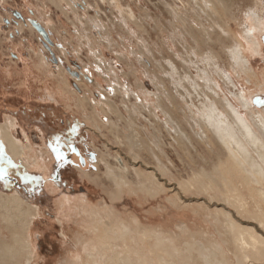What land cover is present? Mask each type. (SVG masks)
I'll return each instance as SVG.
<instances>
[{
	"label": "rangeland",
	"instance_id": "rangeland-1",
	"mask_svg": "<svg viewBox=\"0 0 264 264\" xmlns=\"http://www.w3.org/2000/svg\"><path fill=\"white\" fill-rule=\"evenodd\" d=\"M189 3L188 0H0V124L5 116H16L17 123L12 133L21 139L22 133H27L28 141L35 149L34 154H42L45 158L43 165L49 168L42 175L38 170L27 168L24 161L8 160L0 154V189L7 192L16 190L27 201L42 207L52 225L50 229L45 228L44 236L40 234L36 250L41 257L49 258V264H64L66 253L72 248L70 245L67 250H59L61 227L55 216L65 215L61 209H56L57 199L62 195L71 199L83 197L95 207L106 202L117 216L127 220L130 216L136 217L140 227L170 232L172 246L180 252L181 264H205L198 257L199 248L194 242H201L209 250L211 258H218L220 254L213 241L222 247L225 264H247L236 260L240 249L233 240V233L225 225L223 214L226 211L230 214L237 230L243 225L250 227L252 224H244L243 220L257 223L264 215L259 212L261 209L264 211V201L258 198V185L248 186L239 174L229 170L225 152L217 146L209 131L206 132V143L216 144L213 151L200 143H197V151L179 149L172 143L174 134L166 132L160 123L164 115L154 107L156 99L153 96L146 100L156 110V119L161 120L158 124L144 111L140 115L139 112L122 110L121 117L108 114V119L116 127L112 129L100 126L96 115L95 120L91 119L88 105L83 110L72 106L71 111L65 104H57L53 98L42 94L26 102L22 99L27 82L32 83L35 79L41 93L45 92V87L54 91L74 89L78 95L84 96L85 93L87 99L95 101L103 97L106 90L111 93L115 87L122 91L130 89L147 105L139 90L142 86L160 96L172 120L193 138L192 135L198 133L206 121L202 110L210 105L196 97L205 90L204 77L217 80L221 89L216 88L219 94L222 96L224 93L238 109L242 110L235 98L240 92L251 91L252 108L263 110L264 26L254 30L260 49L248 54L250 67L258 80L254 78L248 83L245 75L233 73L234 83H230L216 73L231 72L228 52L236 39L245 43L243 34L248 25L247 13L254 12L264 18V0H222L224 6L217 7L219 14L215 18L201 17L200 22L205 26L203 31L198 29L199 20L188 9L185 10ZM174 8L181 12V18L173 17ZM34 24L47 32L48 40ZM214 24L224 31L220 32ZM15 48H20L22 58L31 62H37L42 56L51 67L54 78L46 81L43 75L50 73L32 65L29 79ZM94 79L100 85H95ZM77 80L84 81L89 90L77 85ZM196 87L197 91L194 90ZM21 88L22 91L19 90ZM176 93L186 97L192 95L194 114L187 113L186 109L185 113L178 110L177 105L182 107L183 102L179 101ZM77 94L73 96L78 98ZM123 95L124 99L121 94L110 98L121 109L122 103L131 108L134 96L129 94V100H126V94ZM34 103L39 106L35 108ZM34 108L36 112L30 116ZM51 108H58L60 113L49 119L46 112ZM97 112L101 119H106L99 107ZM85 117H89L88 120ZM151 124L157 128L156 133L152 132ZM116 136H120L121 141ZM156 136L161 137L164 143L162 155L149 146V141ZM137 142L140 146L138 161L132 164L128 161L132 157L128 145L136 150ZM104 146L108 148L107 153ZM1 148L4 152L2 142L0 151ZM153 153L160 158L162 169H152L156 166ZM116 154L127 163L128 187L136 192L124 190L117 196L118 189L107 176L103 164L106 160L116 168ZM100 158L104 160L100 161ZM149 172L153 173L156 183L162 182V188L156 194L138 190L141 188L139 182L145 185L148 181L146 175ZM3 174L15 177L21 186L12 180L5 181L1 177ZM45 184L54 185L55 190L47 195ZM233 188L235 190L231 191ZM36 222L31 228L37 235L44 228L42 225L37 229L40 223ZM71 223L72 228H78L75 221ZM182 225H186L188 230L181 233L178 226ZM254 230L257 231L255 227ZM192 242L194 246L188 251L187 244ZM257 254L250 260L252 264H264V246ZM32 260V264H41L39 258ZM25 264H30V261Z\"/></svg>",
	"mask_w": 264,
	"mask_h": 264
},
{
	"label": "bare ground",
	"instance_id": "bare-ground-1",
	"mask_svg": "<svg viewBox=\"0 0 264 264\" xmlns=\"http://www.w3.org/2000/svg\"><path fill=\"white\" fill-rule=\"evenodd\" d=\"M188 1L190 3L187 4L185 10L188 9V11H190V13L199 20L200 25L198 24V29H200L201 31L205 29L204 24L201 23L202 21L200 22V20L202 19L201 17L205 16L207 18L211 17V19L213 17L215 18L219 14V9L217 7L224 6V2L222 3V0ZM185 5L186 4H184V6ZM173 11L174 12H172V14L174 18L177 19L182 17V14L178 9H175ZM246 15L248 25L246 26L243 34L245 43L241 40L236 39L237 41L232 45V48L228 52V56L230 59L229 65L231 67L232 73L225 71L216 73L222 80H227L230 83H234L232 78L233 73L237 74L238 76H240L241 74L245 75L246 81L248 83H250L254 78L258 80V77L255 76L256 74L250 67L248 54L257 52L260 49V42L257 41L254 30H260L261 28H263L264 18L254 12L247 13ZM219 16L221 17V15ZM216 27L219 28L218 30H220V32L224 31L223 28H221L219 25H217ZM214 29L212 31H214ZM15 50L18 53L20 59L19 61L25 67V70L23 71L28 73L29 71H33L32 65L36 67L40 66V68H42L43 70L45 69L50 73L49 75H43L44 78H46V81H50V79L54 78V76L52 75L53 73L50 72L51 67H49L44 62V58L42 56L37 59V62H35L34 60L31 62L29 61V59L22 58L23 53L21 52L20 48H15ZM31 75L32 74L28 73L26 76L30 79ZM34 80L32 83L28 81L23 91L21 90L23 92L22 99L31 100L34 99L35 96H41L42 94V96L44 95V97L53 98L54 101L57 102V104H65L71 109V111L72 106L79 107L83 110L88 105V107L90 108L89 114L91 119L95 120L94 116L96 115L98 121L100 122V126L109 127L110 129L114 128L115 125L111 119H108V114L114 113L117 117H121L122 110L129 113L139 112L140 115L141 112L144 111L149 116H152V118H154L156 120V123L158 124V122H160L161 120L159 119L157 121L156 110L151 107L149 102L146 100L149 99V97L153 96L156 99L154 107L160 110L164 115L163 121L160 122L161 125L166 132L173 133L175 136V139L172 138L173 144H177L179 149H191L193 151H197V143L202 144L204 147L211 151L214 150V146L216 144L217 146L219 145L218 147L221 148V150L226 154L227 161L229 162V170H233L237 174H239L242 180L248 186H250L249 184L258 185V194H256L259 196L258 198H260V200L264 201V108L263 110L252 108L251 101L253 99V92H240L238 97L235 98L239 103L240 108L243 110V112H241L242 110L238 109L224 93H222V96L219 94L217 89H221L217 80L215 81L214 79L204 77L202 80L205 84V90L201 92V96L197 95L196 97L209 102L210 105L208 108L202 110L203 116L206 121L202 123V126H200L201 130L198 133H194L192 135L194 136L193 138L185 132L181 131L176 122L172 120L166 107L162 105L160 96L154 93H150L148 90L143 89L142 86H140L139 90L144 97V101L147 102V105L142 102V99L137 93L134 94L133 91H130V89H125L122 91L120 90V87V89L112 87L111 93L108 90H104L106 93L103 94V97H99L94 101L90 98L87 99L88 95H86L85 93H82L84 96L78 95L74 89H71L70 91H63L59 88L58 90L54 91L55 89L48 90L47 87H45V92L41 93V91H38V84L36 85V81ZM95 81V85H100L98 80ZM76 84L80 86L83 85L84 88H87V90H89L88 85L86 86L84 81L77 80ZM259 86L261 88V84ZM262 86L264 87V83H262ZM194 90L197 91L198 88L196 87ZM74 93L78 95V98L73 96ZM118 94H121L122 99H124L123 94H126V100H129V94H131V96H134V103H131V108L122 103L123 109H121L114 103V101L110 97H113L114 99V97H117ZM176 97H179V101L183 102L182 107L177 105V108L180 112L185 113L184 110L186 109L188 111L187 113L194 114L192 110V107H194V105L192 103L191 94H188L186 97V95L184 94L182 95L180 93H176ZM72 100L74 102H72ZM33 105L35 106V108L36 106H39L38 103H34ZM97 107H99L103 114L106 116V121L99 117ZM35 108L34 110H31L32 113H30V116H32L33 113L36 112ZM58 111V108H51L50 110H47V118L49 117L50 119L51 116L59 115L60 112ZM216 113H218V115L216 116V118H214L213 116ZM86 114L87 112L85 113V115ZM70 118L74 117L71 116ZM88 118L89 117H87L86 119L88 120ZM165 119L166 121L164 122ZM16 120V116L7 115L5 116L4 121L0 124V142H2L3 148L5 149L6 153L9 154L14 160H18L21 158L25 160L28 168L38 170L42 172V175L43 173L45 174V171H49V168L46 165H43L44 163L42 161L45 158H43L42 154H34L35 149L32 148L28 139L24 141L19 140L18 138H16L14 133H12V129L17 123ZM199 120H201V118H199ZM194 124L197 125L196 123ZM151 125L153 129L152 132L156 133L157 128H155L153 124ZM207 131H209L212 134L213 138L216 140V144H213L214 146L206 143ZM117 136L116 138L118 139V141H121V139L119 140L120 136L119 138ZM149 142L150 148H152L153 150L155 148L161 155L162 153H164V143L161 137L156 136L154 140ZM135 145L137 146L136 150L133 149L134 146H131V144L128 145V151L132 156L130 159H128V161L132 164L137 163L138 161V142L137 144L135 143ZM104 147L106 150L105 153H107L108 148L106 146ZM153 158L156 166H154L155 168L153 167L152 169L154 171H156L157 169H162L163 166L160 158L156 156L155 153H153ZM101 160L103 161L104 159L100 158V161ZM114 160L116 162V168L114 166V168H112V165L109 164L106 160L103 161V164L106 169L107 176L112 179V182L118 189L116 191L117 196L123 194L124 190H127L128 192H136V190L128 187V179L126 178L128 172L127 163H125L121 156L117 154L115 155ZM218 162L220 163L221 161L218 160ZM223 162L226 164L225 160ZM223 162L221 164H223ZM10 172L11 171L7 169V173ZM117 172H119V174H117ZM151 173L149 172L146 175L148 181L144 177V180H146L145 185L142 184L143 182H139L141 188L138 190L144 191L146 193L148 192L150 194H156L157 190H160L162 188V182L156 183L153 180V173ZM45 185H47V188L44 191L45 193L49 194L55 190L54 185ZM171 189H174V187ZM234 190L235 188H233L231 191ZM7 191L2 190V188L0 189V264H25L34 259V254L36 253V245L33 235L34 229L31 228V224L34 223V219L42 215L41 212L43 210L42 207H39L38 205L27 201V199L16 190L11 192ZM59 197L60 198L58 199L56 198L58 204L56 206V209H61L62 212L65 213L64 217H68L71 214H78L80 212H85V210H88L90 211L88 212L87 216L89 217V219L84 221L88 225V231L101 233V235H99L98 237V239H100L101 241V247L99 249L95 250L91 245L93 243L89 244V242H83L82 244H84L85 246L81 245L83 247L82 249H78V251L72 250L66 253V260L64 264H181L179 261L181 257L180 252L178 249L172 246L173 237H171L172 234L170 232L164 233L156 229H147L140 227L139 220L136 217L130 216L128 220L119 217L117 216L118 214L116 215V213L112 210L110 205L106 204V202H104L100 207H95L83 197H77L75 199L68 198L64 195ZM236 198L238 200H241L239 196H236ZM78 200L84 202L85 206L81 207L82 203H80ZM259 212L264 214V211L262 209L259 210ZM224 213L225 214L223 215H225L226 217L225 225L229 229V231L233 233L234 239L232 237L231 238L237 243L236 245L240 249L238 253L239 255H234L236 256L237 262H246L247 264H252L250 260H252V258L255 257L258 252H260L261 247L264 246V228H262L264 225V215L261 216L257 223H254L250 220H243L244 224L252 225H250V227L243 225L240 226V228L237 230L235 229V225L232 219H230L229 217L230 214L227 211ZM64 222L65 221H63V223ZM253 226L257 229V231L254 230ZM63 227L65 229V227L69 228L70 226H68L65 222ZM178 229L179 232H184L188 230V227L186 225H182L178 226ZM79 230L81 231V229ZM77 238L78 242L83 239V237L80 236ZM96 238L94 237V239ZM96 242L99 243V241L97 240ZM194 243L197 244L199 248V259L205 261V264H225V253L220 244H218L216 241H213V244L215 247H217L215 249H217L220 254L218 258H211L212 255L210 254L209 250L205 248L201 242ZM194 243L192 242L187 244L186 248L188 251L191 250V246ZM143 246L147 247L148 249H141V247ZM210 249L213 248L210 247Z\"/></svg>",
	"mask_w": 264,
	"mask_h": 264
},
{
	"label": "crops",
	"instance_id": "crops-1",
	"mask_svg": "<svg viewBox=\"0 0 264 264\" xmlns=\"http://www.w3.org/2000/svg\"><path fill=\"white\" fill-rule=\"evenodd\" d=\"M23 88V87H22ZM22 88L21 89H19L20 91L22 90ZM23 101L24 102H26L27 100H25V99H23ZM22 135H23V138L21 139V138H18L19 140H22V141H24V140H27L28 139V135H27V133H22ZM0 154L1 155H3V156H6V158L8 159V160H14L9 154H7L6 153V151H5V149H4V152L2 151V148H1V151H0ZM19 160V159H18ZM20 160H22V161H24L25 162V160H23V159H21L20 158ZM25 165H26V167L28 166L27 164H26V162H25ZM28 168V167H27ZM11 177H13V176H11ZM15 178V177H14ZM15 180H18V179H16L15 178ZM19 186H21V185H19ZM24 188V187H23ZM51 194V193H50ZM48 195V194H47ZM86 200V199H85ZM80 203H82L81 204V207H83V206H85V204H84V202H82L81 200H78ZM88 212H90V211H88V210H85V212H80V213H78V214H71L70 216H68L66 219L64 218V216H60V215H56L55 216V220L59 223V225H60V227H61V232H60V236H61V239H60V247H59V250L61 251V250H67V248H68V246H72V248L71 249H69V251H72V250H75V251H78V249H82L83 247L81 246V245H83V246H85L84 244H82L83 242H85V243H88L89 242V244H91V243H93V244H91L92 246H93V248L95 249V250H97V249H99L101 246V241H100V239H98V237H99V235H101V233H96V232H93V231H88V225L86 224V222H84V221H86L87 219H89V217H87L88 216ZM41 214L42 215H40V216H38L36 219H34L33 220V222H35V220H37V222L36 223H40V225H38L37 226V229H39V227H42V225H43V228H44V231H45V228H47V229H50V226L52 225L51 224V222L49 221V219L45 216V213H44V211H42L41 212ZM57 217V218H56ZM1 218V217H0ZM60 219H61V221H60ZM64 219H65V222H66V224L68 225V226H70L69 228H66L65 227V229H64V224H65V222L63 223V221H64ZM63 220V221H62ZM67 220V221H66ZM73 220H76L75 221V225H77L78 226V228H72V223L70 224V221H73ZM62 222V223H61ZM33 224V223H32ZM32 224H31V226H32ZM62 225V226H61ZM63 227V228H62ZM36 228V227H35ZM34 229V228H33ZM79 229H81V231L79 230ZM68 231V232H66V231ZM44 231H41V232H39L37 235L36 234H34V236H35V244H36V248H37V244H38V241H39V237L41 236L40 234H42V236H44L45 234H46V231L44 232ZM64 231V232H63ZM79 233H78V232ZM77 232V233H76ZM68 233V234H67ZM92 233V234H91ZM66 235V236H65ZM77 235V236H76ZM83 235V236H82ZM93 235V236H92ZM94 235H96L97 236V238H96V236H94ZM83 237V239H81V241L80 242H78V238L77 237ZM94 237L96 238V239H94ZM89 238V239H88ZM86 240V241H85ZM91 240V241H90ZM96 240L97 241H99V243L98 242H96ZM51 242H53L54 240L51 238V240H50ZM65 244V245H64ZM95 246V247H94ZM98 246V247H97ZM105 246V245H104ZM66 247V248H65ZM97 247V248H96ZM68 252V251H67ZM34 257H37V258H39L40 259V263L41 264H49V258L48 257H41L40 255H39V252L36 250V253L34 254ZM32 261L33 260H31L30 261V264H32ZM36 263H38V261H36Z\"/></svg>",
	"mask_w": 264,
	"mask_h": 264
},
{
	"label": "flooded vegetation",
	"instance_id": "flooded-vegetation-1",
	"mask_svg": "<svg viewBox=\"0 0 264 264\" xmlns=\"http://www.w3.org/2000/svg\"><path fill=\"white\" fill-rule=\"evenodd\" d=\"M3 179H5V181H13V183L16 185H19V183L17 182V180H15V178L14 177H11V175H7V176H5L4 174H3V176H1Z\"/></svg>",
	"mask_w": 264,
	"mask_h": 264
},
{
	"label": "water",
	"instance_id": "water-1",
	"mask_svg": "<svg viewBox=\"0 0 264 264\" xmlns=\"http://www.w3.org/2000/svg\"><path fill=\"white\" fill-rule=\"evenodd\" d=\"M34 25L38 29V31H40V33H42V35L45 37V39H47V32L41 26H39L38 24H34Z\"/></svg>",
	"mask_w": 264,
	"mask_h": 264
}]
</instances>
